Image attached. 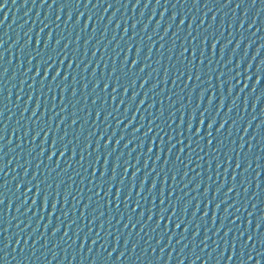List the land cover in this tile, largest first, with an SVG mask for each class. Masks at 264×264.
<instances>
[{"label":"water","instance_id":"water-1","mask_svg":"<svg viewBox=\"0 0 264 264\" xmlns=\"http://www.w3.org/2000/svg\"><path fill=\"white\" fill-rule=\"evenodd\" d=\"M205 132L202 0H0V264H207Z\"/></svg>","mask_w":264,"mask_h":264},{"label":"snow or ice","instance_id":"snow-or-ice-1","mask_svg":"<svg viewBox=\"0 0 264 264\" xmlns=\"http://www.w3.org/2000/svg\"><path fill=\"white\" fill-rule=\"evenodd\" d=\"M59 44V41H57V45ZM138 54H139V50H138ZM181 55H183V52L181 53ZM65 58H67V57H65ZM49 59H51V57H49ZM133 63H135V61L133 62ZM41 64L43 65V61H41ZM50 67H51V65H48V66H46L45 67V79H47V74H48V71L50 70ZM69 67H71V64L69 65ZM37 75H39V72L37 73ZM60 75V71L59 70H57V73H56V76L58 77ZM55 79V78H54ZM65 79H67V77H65ZM105 89H107V84H105ZM141 103H143V101H141ZM39 108V104L37 105V109ZM33 115H35V112L33 113ZM73 123H75V121H73ZM200 124H201V128H197L196 129V135H199V133H200V131H201V129H202V126H203V119H201V121H200ZM211 127H212V125L211 124H209V128L211 129ZM188 131H189V133L191 134V131H192V122L190 121L189 122V125H188ZM37 135H39V133H37ZM111 141H109V143H110ZM209 142H211V141H209ZM117 143H119V142H117ZM55 144H56V141H53V152L51 153V155H50V157H49V159H51V156H53V155H55ZM64 150H66V147H65V149ZM64 150H62L61 151V156H63V154H64ZM151 150V149H150ZM44 151V148L42 147L41 148V152H43ZM181 151H183V149H181ZM73 154H75V152H73ZM119 165L117 164L116 165V167H118ZM237 166H239V165H237ZM126 170H127V168H126ZM107 174V161L105 162V172L104 173H102V176L103 175H106ZM113 179H115V169L113 170ZM109 188H111V185H109ZM155 188V183L153 184V189ZM123 189H122V187L120 188V189H118V194H119V192L120 191H122ZM143 190V187H141V191ZM130 191H131V189H130ZM162 202H163V190H162ZM45 204H47V200H48V196L47 195H45ZM65 199H67V196L65 197ZM219 207V205H217V208ZM53 208H55V204H53ZM163 211H164V209H162V214H163ZM206 215V214H205ZM177 227H179V223L177 224ZM259 227V226H258ZM249 239H251V237H249Z\"/></svg>","mask_w":264,"mask_h":264}]
</instances>
